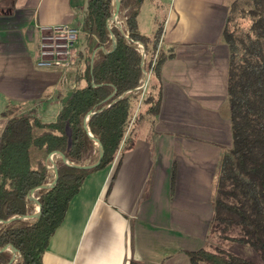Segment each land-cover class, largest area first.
I'll list each match as a JSON object with an SVG mask.
<instances>
[{"label":"crops","instance_id":"obj_1","mask_svg":"<svg viewBox=\"0 0 264 264\" xmlns=\"http://www.w3.org/2000/svg\"><path fill=\"white\" fill-rule=\"evenodd\" d=\"M86 1L0 8V101L18 90L29 99L25 64L39 26L73 23ZM146 1L164 9L158 49L171 53L160 70L159 112L136 130L132 149L85 177L42 264H191L189 252L207 247L221 157L231 146L222 30L234 0ZM0 121L1 132L7 119Z\"/></svg>","mask_w":264,"mask_h":264},{"label":"trees","instance_id":"obj_2","mask_svg":"<svg viewBox=\"0 0 264 264\" xmlns=\"http://www.w3.org/2000/svg\"><path fill=\"white\" fill-rule=\"evenodd\" d=\"M144 1L121 0L119 7L124 32L136 38L135 42L144 40L143 66L136 44L120 34L113 23L107 26L113 0H87L84 20L96 35V45L112 46L111 32L117 42L114 49H97L82 59L84 52L77 48L76 64L82 60L84 67L75 80L84 84L70 90L53 120L44 122L34 114L11 115L9 109L3 112L8 118L0 132V220L6 221L0 222V264H42L47 244L85 177L132 149L136 130L144 121L151 125L158 114L160 70L171 53L166 55L158 49L163 20L152 37L140 34L137 17ZM237 14L247 19L246 28L235 21ZM222 39L229 49L231 146L221 157L209 235L251 247L264 264V0H234ZM144 70L148 81L145 88L138 89ZM92 137L102 147L95 165L100 150ZM32 148L45 153L57 150L75 166L60 158L54 185L40 190L39 215L22 219L18 216L35 210L29 191L51 176L45 160L32 161ZM114 177L115 172L106 193ZM10 244L18 257L1 249ZM189 257L191 264H258L217 246L191 251Z\"/></svg>","mask_w":264,"mask_h":264},{"label":"rangeland","instance_id":"obj_3","mask_svg":"<svg viewBox=\"0 0 264 264\" xmlns=\"http://www.w3.org/2000/svg\"><path fill=\"white\" fill-rule=\"evenodd\" d=\"M12 1L15 0H0V8H6L11 5ZM115 0H113V5L109 14L107 16V24L109 26L112 23L118 29V32H121L127 35L124 32V26L122 21V12H117V17L114 15L111 16V11L114 10ZM155 12L152 13V10ZM163 7L156 6L152 7L149 4V1L144 3V6L141 9V13L139 16V30L143 36L150 37L153 36V31L156 29L157 23L161 20L163 15ZM235 21L242 24L244 28H246L248 21L246 18H240L237 14L235 16ZM76 27L78 30V50H82L84 55H87L91 51L95 50L98 46L96 45V35L95 33L89 29L87 22L84 20V10L83 12H78V16L75 21L71 24L64 23ZM40 32L38 31L36 41L29 45V55L28 62L25 64V67H29L31 69L30 79H29V90H28V98L25 97V91L21 90L15 91L14 100H7L5 104L3 101H0V118L7 119V115L3 114L5 110L11 111V115L18 114H34L41 118L42 121L47 122L53 120L56 116L57 111L59 110L62 99L66 96V94L73 89L75 86H83V81H76V75H79L82 72L84 64L82 60H79L78 64L67 65L65 68H54V67H46L38 64L39 60V40ZM115 39V37H113ZM138 39V38H137ZM142 42V39H141ZM138 47L140 44L135 42ZM157 54H155V57ZM25 60V59H24ZM2 76L0 75V78ZM19 77V76H17ZM23 93V97H22ZM23 98V100H22ZM0 121V126H1ZM54 154L52 152H43L41 150L31 149V157L34 162L37 158H41L46 161L48 168L52 167V161L50 160V156L52 157ZM54 161H58L60 158L57 156L53 157ZM52 179L49 177L48 181ZM40 190L35 192V195L38 196ZM32 200V199H31ZM33 201V200H32ZM34 203V202H33ZM36 209V206L34 204ZM34 212V211H33ZM209 243V244H208ZM222 247L241 255L245 258L253 260L258 264H263L260 259L258 253L254 251L251 247L233 243L229 240H223L219 238L217 235L210 236L207 242L208 249L212 250L213 247ZM18 254L17 252L15 253ZM18 257V255H17ZM205 264V263H204Z\"/></svg>","mask_w":264,"mask_h":264},{"label":"built area","instance_id":"obj_4","mask_svg":"<svg viewBox=\"0 0 264 264\" xmlns=\"http://www.w3.org/2000/svg\"><path fill=\"white\" fill-rule=\"evenodd\" d=\"M38 31L40 32L38 40L39 65L54 68H65L67 65L76 64L78 47V30L76 27L68 24H56L39 26ZM110 39L112 40L111 36ZM97 49L109 51L114 49V45L113 43L110 47H107L106 45H99ZM97 49L93 51L92 55H94ZM53 176L54 174H52V179ZM52 179L45 184L49 185ZM50 188L51 187L48 186V189ZM41 189L43 188H33L29 194L30 198L35 197V192ZM38 195L40 194L38 193Z\"/></svg>","mask_w":264,"mask_h":264},{"label":"water","instance_id":"obj_5","mask_svg":"<svg viewBox=\"0 0 264 264\" xmlns=\"http://www.w3.org/2000/svg\"><path fill=\"white\" fill-rule=\"evenodd\" d=\"M120 3H121V0H115L114 10H113V11L115 12V18L117 17V12L119 11ZM107 26L109 27L108 24H107ZM119 33L122 34V35H123L124 37H126L127 39H129L131 42L135 43V39H136V38H130L128 35H125V34H123V33H121V32H119ZM110 36L112 37V40H111V41H112L113 45L116 46L117 42H116V40L113 38L114 35H113L111 32H110ZM138 48H139L140 53H141V56H142V59H141V66H143V62H144V58H145V44H144V40H142V42H141V44L138 46ZM96 49H97V48H96ZM143 73H144L143 83L141 84V86L138 87V89L145 87V85L147 84V81H148V73H147L145 70L143 71ZM70 94H71V92L69 91V92L66 94V96L62 99V104H64V103L66 102V100L68 99V97L70 96ZM88 116H89V114H88L87 116H85L84 119H83V124H84V126L87 125ZM92 138H93L95 144L98 146V148H99V150H100L99 158H98V160L93 164V165H95V164H97V163L100 161V158H101V156H102V151H101L102 147H101L100 143H99L96 139H94V137H92ZM50 152H52L55 156L59 155L58 157L61 158L62 161L65 162L67 165L75 166L74 164L69 163V162L64 158V156L62 155L61 152H59V151H57V150H52V151H50ZM50 160H51V158H50ZM51 161H52V164H53L52 169H53V171H54V176H53L52 181L49 183V185L44 183V184H42V185H40V186H37V187H40V188H43V189H48V186H49V187H52V186L54 185V183H55V181H56V179H57V176H58V164H57L56 161H53V160H51ZM31 190H32V189H31ZM31 190H30V191H31ZM30 191H29V194H30ZM29 197H30V196H29ZM37 200H38V208L35 209L34 212H32V213H30V214H25V215H22V216H18V217H20V218H22V219H32V218H34V217H37V216L39 215V212H40V209H41L40 195L37 196ZM14 218H15V216L12 217L11 219L7 220V221H10V220H12V219H14ZM2 221H6V220H0V222H2ZM10 245H11V244H10ZM12 246H13V245H12ZM13 247H14V246H13ZM1 249H6V248H5V245H4ZM10 251H11L12 254H13V258H16L17 255L19 256V254H17V255L15 254V252H17V250H16L15 247H14L13 250H10Z\"/></svg>","mask_w":264,"mask_h":264},{"label":"bare ground","instance_id":"obj_6","mask_svg":"<svg viewBox=\"0 0 264 264\" xmlns=\"http://www.w3.org/2000/svg\"><path fill=\"white\" fill-rule=\"evenodd\" d=\"M114 15V11H112V15L111 16H113ZM138 43V42H137ZM138 44H140V43H138ZM55 155H53L52 157L50 156V158H51V160H53L54 161V159H53V157H54ZM59 155H57V157H58ZM52 167H53V164H52ZM32 200H33V202H34V204H35V206H36V209L38 208V200H37V198H36V196L35 197H32L31 198ZM5 248L7 249V250H13L14 249V247H12L11 245H7V246H5ZM16 253V252H15Z\"/></svg>","mask_w":264,"mask_h":264}]
</instances>
